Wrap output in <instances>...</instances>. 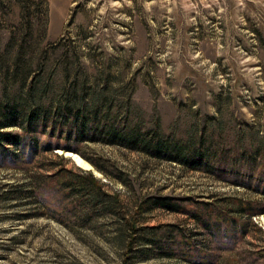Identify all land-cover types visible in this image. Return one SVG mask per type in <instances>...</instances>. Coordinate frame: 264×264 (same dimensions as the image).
Listing matches in <instances>:
<instances>
[{"label": "rangeland", "instance_id": "obj_1", "mask_svg": "<svg viewBox=\"0 0 264 264\" xmlns=\"http://www.w3.org/2000/svg\"><path fill=\"white\" fill-rule=\"evenodd\" d=\"M93 96L169 152L69 140L81 168L10 145L0 264H264V0H0V131L21 138L32 115L29 137L63 144ZM60 170L84 215L90 175L117 200L60 224L32 196Z\"/></svg>", "mask_w": 264, "mask_h": 264}, {"label": "trees", "instance_id": "obj_2", "mask_svg": "<svg viewBox=\"0 0 264 264\" xmlns=\"http://www.w3.org/2000/svg\"><path fill=\"white\" fill-rule=\"evenodd\" d=\"M97 103L98 98L93 96L91 99L92 107L90 111L86 107L87 104L84 103V108H86L88 112H85L83 116L80 115L81 109H76L70 111V114L64 118L62 123L65 129L63 144H59L58 140L51 142V137H49L47 141L41 143L29 137V128L33 120L32 115L28 117L25 135H22L21 138L9 132L0 131V159H4L6 156L5 154L12 159H17L14 151L9 147L17 143L18 145L22 143L27 146L29 158H33L38 152L44 151L63 150L75 152V148L68 145V142L69 140L76 142L79 139L102 142L108 145H117L131 150H140L142 152H149L152 150L154 155L162 153L167 154L169 152V148L164 149L162 147L159 137L148 139L147 136L141 134L136 127L119 128L113 121L107 124V115L98 117ZM42 123H44V120ZM60 131L59 128L58 137L61 136ZM183 161L187 163V157L184 158ZM62 172L63 170L48 175H38L32 188V196L35 197L37 202L42 204L44 208L46 207L51 212V217L60 224L68 226L67 224H69V222L75 223L79 220L84 221L93 218L97 210H103L107 204L110 203L109 199L117 200L115 196L111 197L108 195L104 190V185L101 184L98 179L90 175L89 179L92 187L86 193L89 204L86 206V214L84 215L82 212V200L79 197L85 188L84 184L82 182H74L72 187L67 186L64 183V175ZM254 188L256 187L254 186ZM249 209V206L245 208L246 211L250 212ZM254 210L252 212L253 214H259V211ZM84 216L87 217L84 218ZM229 224L230 227H235L234 229L239 235L244 232V224L242 225L239 221L231 220L228 225ZM125 230L132 236V233L137 230L136 221L133 219V221L127 222Z\"/></svg>", "mask_w": 264, "mask_h": 264}, {"label": "bare ground", "instance_id": "obj_3", "mask_svg": "<svg viewBox=\"0 0 264 264\" xmlns=\"http://www.w3.org/2000/svg\"><path fill=\"white\" fill-rule=\"evenodd\" d=\"M73 155H75V154L69 153V152L66 153V157L71 158L78 167H81V168H86L87 167L82 161H80L78 158H76L78 156L75 155L76 157H74Z\"/></svg>", "mask_w": 264, "mask_h": 264}, {"label": "water", "instance_id": "obj_4", "mask_svg": "<svg viewBox=\"0 0 264 264\" xmlns=\"http://www.w3.org/2000/svg\"><path fill=\"white\" fill-rule=\"evenodd\" d=\"M67 152H69V151L63 152V155H64L65 157H66V153H67ZM69 153H71V152H69ZM67 158H68V157H67Z\"/></svg>", "mask_w": 264, "mask_h": 264}]
</instances>
